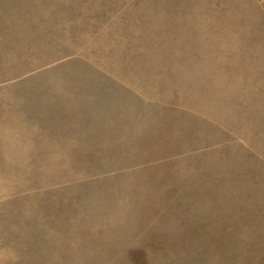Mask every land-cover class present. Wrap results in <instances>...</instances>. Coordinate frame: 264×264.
Returning a JSON list of instances; mask_svg holds the SVG:
<instances>
[{"label": "rangeland", "instance_id": "1", "mask_svg": "<svg viewBox=\"0 0 264 264\" xmlns=\"http://www.w3.org/2000/svg\"><path fill=\"white\" fill-rule=\"evenodd\" d=\"M0 264H264V0H0Z\"/></svg>", "mask_w": 264, "mask_h": 264}]
</instances>
